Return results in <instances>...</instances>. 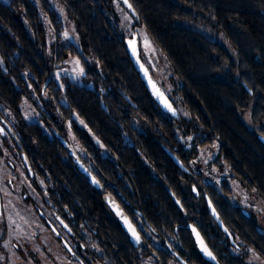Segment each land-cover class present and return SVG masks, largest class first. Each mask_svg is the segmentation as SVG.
<instances>
[{
	"label": "trees",
	"instance_id": "1",
	"mask_svg": "<svg viewBox=\"0 0 264 264\" xmlns=\"http://www.w3.org/2000/svg\"><path fill=\"white\" fill-rule=\"evenodd\" d=\"M57 1L75 24L80 48L61 46L65 28L51 0H0V101L20 121H25L24 100L33 102L46 127L60 134L63 124L69 129L72 122L81 145L96 155L94 142H88L87 129L91 130L110 152L108 158L97 155L100 164H140L139 189L167 195L155 199L156 209L168 199L167 190L151 189L146 177L154 172L166 179L164 186L184 198V211L174 202L171 205L173 232L177 226L195 224L210 246L216 244L213 251L219 264H246L250 249L264 261V233L252 213L230 201V184L224 181L215 187L204 182L203 187L237 248L208 213L204 198L194 195L192 180L164 149L190 164L200 147L218 141L219 156L212 166L229 168L232 181L250 193L256 188L264 201V147L256 136L264 134V0H130L141 18L139 24L134 20L135 28L147 29L173 73L182 77L176 96H183L181 105L193 115L189 119L181 115L180 120L160 108L139 76L111 0ZM45 19L55 37L51 53ZM70 58H80L86 68L82 85L54 77ZM38 98L46 111L35 101ZM75 115L88 127L75 121ZM27 129L28 155L46 163L39 170L48 179L53 205L68 219L76 188L75 208L84 219L85 179L72 164H57L70 159L56 138L44 134L43 126L27 125ZM188 136L194 137L191 147L183 142ZM179 230L195 248L191 233Z\"/></svg>",
	"mask_w": 264,
	"mask_h": 264
},
{
	"label": "flooded vegetation",
	"instance_id": "2",
	"mask_svg": "<svg viewBox=\"0 0 264 264\" xmlns=\"http://www.w3.org/2000/svg\"><path fill=\"white\" fill-rule=\"evenodd\" d=\"M45 100L50 105L49 99ZM29 102L37 111L36 118L29 120L26 115H23L25 119V121L22 120L23 122L13 115L5 103L0 102V128L4 130L0 134V162L2 163L0 164V213H2L0 216V257H2L0 264H95V261L105 256L115 264H210L199 251L189 228L193 225L198 229L195 224L190 222L177 226L173 232L171 205L174 202L180 210L184 211V198L177 197L168 185L164 186L166 179L157 177L154 172L146 177L151 189H156L159 193L167 190L168 199H165L163 203L159 202L156 209L155 199L162 198V196L167 197V195L153 191L144 193L139 189L140 164H100L96 160L97 155L102 159L103 157L108 158L110 152L102 140L89 129H87L88 142L90 144L94 142L97 155L84 156L77 149L75 142L79 146L81 143L72 129L66 128L63 124L64 130L61 135L75 148L83 164L103 187V192L97 191L82 175L69 155L70 160L58 162L57 164H72L88 186L85 198V218L81 220L82 214H78L75 208L78 194L76 188L73 187L75 190H72L68 204L71 207L70 215L68 219H65V215H61L53 205L48 179L39 170L40 166L46 163L38 162L28 155V144L31 139L28 137L27 125H41L44 128V134H47L49 139L56 138L61 144L62 142L56 137V131L47 128L41 120L36 105ZM29 102L25 101L22 105L24 104L25 107ZM37 102L41 103L40 99H37ZM41 105L42 111H46L44 108L46 104L41 103ZM97 139L100 143L96 142ZM184 165L189 172H184L176 166L189 176V179L187 177L185 179L192 180V187L196 189L193 191L194 195L197 198H204L208 213L211 215L209 200L215 210L216 207L204 191L203 185L205 182L216 187V184L205 180L202 173L195 168V164ZM145 166L150 167L149 164ZM174 196L183 208L178 206ZM106 197L113 199L128 217L140 233V244L142 245H136L130 239L119 218L107 204ZM148 205L153 208L147 209ZM201 206H203L202 203ZM203 210L201 209L202 212ZM32 214L38 216L43 224V228L35 227L34 234L29 233L27 225V220ZM211 217L217 223L212 215ZM179 228H184L185 231L191 233L195 248L189 246L187 235L183 234ZM198 231L216 256L213 251L216 244L213 243L210 246L202 232L199 229ZM89 233H92L91 239L104 249L103 253H98L86 245ZM49 235L54 239L53 243L46 240ZM55 244L56 247L53 249L58 251L54 252L56 256H44V253H50L51 246ZM234 247L237 248V246ZM211 264L216 263L211 262Z\"/></svg>",
	"mask_w": 264,
	"mask_h": 264
},
{
	"label": "rangeland",
	"instance_id": "3",
	"mask_svg": "<svg viewBox=\"0 0 264 264\" xmlns=\"http://www.w3.org/2000/svg\"><path fill=\"white\" fill-rule=\"evenodd\" d=\"M4 1H7V0H4ZM51 2H52L53 7L56 9L59 18L63 22L65 30H67L70 33V35H72L73 37L79 38L75 24L72 21V19L68 16L65 8L57 0H51ZM111 4L113 7V13L115 15V18L118 20V22L121 26V30H122L123 35L126 37V39L132 38L133 35L129 34L128 28H131L132 32L136 33L137 30L140 29V27L137 29L135 28V26H134L135 21L133 18L131 19V21L124 19L125 13H127L129 16H131V15L127 12V10L123 7V5L118 0H111ZM121 10H123V15H122ZM45 23L47 25L46 30H47V36H48V38H47L48 52L51 53L52 47L55 44V37H54V33H53L51 26H50L47 19H45ZM145 33L148 35L149 39L152 41L154 48L156 49L157 46L154 44V42L151 39L148 32H145ZM60 44H61V46H67L69 44H74L79 48L81 47L80 39L78 41L76 39H73L71 41H66L64 39V37H62ZM142 58H143L145 64L150 69V71L153 73V76L156 79V81L158 82V84L162 87V89L166 92V94L176 103V106L178 107V111L183 116V118L189 119L188 116L183 115L180 111V109H182L183 106L181 105L180 101H178L176 99L177 98L176 90L180 86V83L179 82L177 83L175 76L171 74V73H173V71L171 69L170 64L168 66H165L164 58L159 55L157 50L153 54V53L147 52L145 49L142 48ZM75 59L76 58H70L66 62V65L63 68L55 70L54 77H55V73L60 72L61 78H68L72 82H74L78 85H82L83 84V77H81L80 79H72V68H73L72 62ZM158 68L162 69L163 75H167L168 82H170L172 84V91L171 92L166 90L164 80L157 78V75H158L157 69ZM55 79H56V77H55ZM25 101L29 102V100H24V102ZM36 101H37V99H36ZM33 109L35 110V112L33 111ZM21 110L23 112V115H26L29 120L36 118L37 111L33 107V104H31L30 102L27 103L25 105V107H24V104L21 105ZM191 137L194 138L193 136H191ZM192 140L187 141V139H183V142L187 147H189L188 145L189 144L191 145ZM75 144H76V146H78L77 149L80 150L84 156L87 155V157H89V156L94 155L92 153V151L89 153L88 149L86 147L84 148L83 145L79 146V144L77 142H75ZM213 144L218 145V148L212 147ZM213 144L208 145V146H204V147H200L197 157L195 159H193L190 162V164H195V168L198 169V171L202 173L205 180H209L212 183H215L217 187H219L221 185V183H223L224 181H227L230 184L232 191H233V194L230 198V201L234 205H236L238 207H242L244 209V211H247V213L248 212L252 213L254 215L255 220L257 221V223L260 227V230L264 233V214H259L256 210L257 207L264 206V205L260 204V202L262 200L260 199V197L256 193H254V192L250 193V192L246 191L238 181H235V184H234L233 181L231 180V177H230L229 168H227L226 166H223V167H219L217 165H216V167L212 166V164H215V162L219 156V142L214 141ZM96 155H97V153H96ZM210 156H211V158H209ZM193 161H195V163H193ZM205 161H207V163H205ZM0 164H2V163L0 162ZM217 181H219V183H217ZM245 194H247L249 197L247 202H245V200H244ZM27 225L29 226V230H30L29 233L30 234L35 233V231H36L35 227L43 228V224H42L40 218L38 216H34L33 214H32V216H30L28 218ZM39 231H41V230H39ZM45 235H47V234H45ZM50 237L51 236L49 235L46 240H48L49 243H53L54 239L50 238ZM54 247H56V244L51 246L50 253H48V254L44 253V256H50V255L56 256V254H54V252H58V251L54 250L53 249ZM248 252L250 255H249L248 259L246 260V264H249L250 261H251V264H264V261L261 258L259 260L254 258L253 251L249 250ZM233 253L238 254V252L235 249L233 250ZM256 256H259V255L256 254ZM46 261L51 262L49 260H46Z\"/></svg>",
	"mask_w": 264,
	"mask_h": 264
},
{
	"label": "snow or ice",
	"instance_id": "4",
	"mask_svg": "<svg viewBox=\"0 0 264 264\" xmlns=\"http://www.w3.org/2000/svg\"><path fill=\"white\" fill-rule=\"evenodd\" d=\"M123 3L127 6L128 9L133 10V14H134L133 4L130 3V0H123ZM132 18L133 17L129 16L127 13L124 14L125 20L131 21ZM138 18H139L138 16H135V19H138ZM136 35H138V39L134 38V39H130L127 41L128 47L131 51V54L136 59V63L139 66V68L141 69V71L143 72V75L148 78V83L152 87L153 95L161 102L163 107L168 112H170L173 116H176L177 115L176 110L172 107V105L170 103H168L167 99L164 96V93L158 87H156V85L154 84L152 79L149 77L148 69L145 67V64L141 62V55H140V50H139L141 47L143 49H145L147 52L153 53V54L155 53L156 49L154 48L152 41L149 39L148 35L145 32H140ZM63 37L66 41H71L73 39H76L77 41L79 40L78 37H73L72 35H70V33L67 30H65L63 32ZM72 63H73L72 79H80L81 77H85L87 75L86 68L84 66H82V62H81L80 58H76ZM2 67H3V61H0V68H2ZM55 77L57 80H59L61 78V73L60 72L55 73ZM60 87L63 88L64 85L61 84ZM75 121H78L85 128L88 127L87 124H85V122L82 119H80L79 115H75ZM71 123L72 122L69 123V128H71ZM3 131L4 130L2 128H0V134H2ZM192 139H193L192 137H188L187 141H191ZM96 142L100 143V141L98 139ZM188 146L191 147L190 144ZM212 147L218 148V145L213 144ZM209 158H211V156ZM193 163H195V161H193ZM205 163H207V161H205ZM180 166H181V168L184 167L182 163ZM85 171H87V169H85ZM91 182H92V184L97 185V186L99 184L98 180L95 177H92ZM41 183H43V181H41ZM217 183H219V181H217ZM233 183L235 184V181H233ZM193 191H196V189L194 188ZM252 191L255 193V192H257V189L253 188ZM248 199H249L248 195L245 194V196H244L245 202H247ZM177 203L179 204V201H177ZM260 204L264 205V201H261ZM209 207L212 211V215L216 217L217 222L222 224V221H220V218H219L218 214L216 213L215 208L212 207L211 201H209ZM113 208L116 209V215L122 221L127 232L130 234L133 242L135 244L139 245L141 243L140 233L137 231V229L135 227H133V225L129 221L128 217L125 216L121 211L118 210V208L114 202H113ZM256 210L259 214H264V206H259V207H257ZM0 216H2V213H0ZM9 220H11L10 217H9ZM12 223H14V221H12ZM61 223H63V221H61ZM65 227H67V225H65ZM141 231H143V229H141ZM224 231L228 232V229L224 228ZM192 232L195 234L197 242L200 244V250L203 253L204 257L207 258V260L210 262V264H211V262H215L216 256L212 253V251L209 250V248L207 246H205L203 244V241L200 238L199 232H197V230L195 228H192ZM250 251H253V256L255 259H257V260L260 259L259 256H256L254 250L250 249ZM0 259H2V257H0ZM249 264H251V261L249 262Z\"/></svg>",
	"mask_w": 264,
	"mask_h": 264
},
{
	"label": "water",
	"instance_id": "5",
	"mask_svg": "<svg viewBox=\"0 0 264 264\" xmlns=\"http://www.w3.org/2000/svg\"><path fill=\"white\" fill-rule=\"evenodd\" d=\"M118 1L123 5V7L127 10V12L131 15V17H133V19L136 21V23L139 24V23H140V20L135 19V16H138V14H137L136 10L134 9V7H133V9H134V14H133V10L128 9L127 6L123 3V0H118ZM130 3H131V2H130ZM134 38L138 39V35H133L132 38H130V39H134ZM130 39H126V48H127L128 54H129V56H130V59H131L133 65H134L135 69L137 70L139 76H140L141 79L143 80L145 86H146L147 89L149 90V92H150V94L152 95V97L154 98V100H155V101L157 102V104L160 106V108H161V109H162V110H163L168 116H170L171 118H174V119H176V120H180V119H181V114H180V112L178 111V109L176 108V106L173 104L172 100L169 98V96L166 94V92H165V91L162 89V87L158 84V82H157L156 79L154 78L153 74L151 73L150 69H149L148 66L145 64V62H144V60H143V58H142V47H141V48L139 49V50H140V55H141V62L145 64V67L148 69L149 77L152 79V81L154 82V84L156 85V87H158V88L164 93L165 98L167 99L168 103H170V104L172 105V107L176 110L177 115H176V116H173L170 112H168V111L163 107V105L161 104V102H160V101H159V100L153 95L152 87H151V86L149 85V83H148V78L145 77V76L143 75V72L141 71V69H140L139 66L137 65V63H136V59L132 56L131 51H130V49H129V47H128L127 41L130 40ZM50 80H51V78H49V79L47 80L46 84H45L44 87H43V91H45V89H46L47 85L49 84ZM251 93H252V92H251ZM5 124H6V123H5ZM6 126L9 128V126H8L7 124H6ZM9 129H10V128H9ZM55 135H56V137L62 142V144H63V146H64L66 152L68 153V155L70 156V158L76 163L77 168L80 170V172L82 173V175H83V176H84V177H85V178H86V179L92 184L91 179H92L93 175H92V174H89L90 171H89V170L86 168V166L83 164V162H82V160L80 159V157H79L78 153L76 152L75 148H74L72 145H70V144L68 143V141L65 140L64 138L61 139V136H60V135H57V132H55ZM256 136H257L259 142H260V143L263 145V147H264V134H261V133L257 132V133H256ZM164 149H165V151L167 152V154L171 157V159L174 161V163H175V164H176V165H177L182 171H184V172H189V170L185 167L184 163H183V162H182V161H181L176 155H174V153H173L171 150H169L168 148H165V147H164ZM181 163H182L183 166H184L183 168H181V166H180ZM85 169H87V171H85ZM30 172H31V169H30ZM92 185H93V187H94L97 191L103 192V187H102L101 184H100L101 186H97V185H94V184H92ZM174 199L176 200V202L178 201V200L176 199L175 196H174ZM208 200H209V199H208ZM209 201H210V200H209ZM106 202H107V204L110 206V208L114 211L115 214H116V209L113 208V202H114L115 205L117 206L118 210L121 211V212L123 213V211L120 209V207L116 204V202H115L113 199H110V198H107V197H106ZM177 204H178V203H177ZM178 206H180L181 208H183L182 205H181V203H180V201H179ZM212 207H213V205H212ZM210 212H211V215H212V211H211V209H210ZM216 213L218 214V216H219V218H220V221H222V224L218 223L217 220H216V217L212 215V216L214 217V219L216 220L217 224H218L219 227L223 230V232H224V233L230 238V240H231L233 246H237V245H236V242H235V239H234L233 235L230 233V231H229V230H228V232H225V231H224V228H227V227L224 225V222H223L222 218L220 217L219 213L217 212V210H216ZM123 214H124V213H123ZM124 215H125V214H124ZM116 216H117V215H116ZM125 216H126V215H125ZM117 217H118V216H117ZM118 218H119V217H118ZM119 220H120V218H119ZM129 221H130V220H129ZM120 222H121L123 228L126 230V228H125V226L123 225V223H122L121 220H120ZM133 227H134V226H133ZM189 228L191 229V231H192V228H195V229L197 230V232H199L198 229H197L195 226H193V225H190ZM227 229H228V228H227ZM126 232H127V230H126ZM127 233H128V232H127ZM192 233H193V232H192ZM128 235H129L130 239L132 240V238H131V236H130L129 233H128ZM199 235H200L201 240L203 241V244H204L205 246L208 247V245L206 244V242H205V240L203 239V237H202V235H201L200 232H199ZM193 236H194V239H195L196 244H197V246H198V249H199V251L201 252V250H200V244L197 242V239H196V236H195L194 233H193ZM132 241H133V240H132ZM136 245H137V244H136ZM139 245H142V244H139ZM208 248H209V247H208ZM209 250H210V249H209ZM210 251H211V250H210ZM201 254L203 255L202 252H201ZM203 257H204V255H203ZM204 258L207 260L206 257H204ZM214 263L219 264L217 259H216V261H215Z\"/></svg>",
	"mask_w": 264,
	"mask_h": 264
},
{
	"label": "clouds",
	"instance_id": "6",
	"mask_svg": "<svg viewBox=\"0 0 264 264\" xmlns=\"http://www.w3.org/2000/svg\"><path fill=\"white\" fill-rule=\"evenodd\" d=\"M121 12H122V15H123V11L122 10H121ZM140 19L141 18L139 17L138 20H140ZM141 24H143V21L142 20H141ZM128 32H129L130 35H136V34H138L140 32H147V29L145 27H141L140 29L137 30L136 33H133L132 30H131V28H128ZM156 50L158 51L159 55L164 58L165 66H168L170 64V62H168V58H167L166 54L159 48V45H157ZM127 71L128 72H131V68H129ZM157 73H158L157 78L158 79H163L164 80V83H165V86H166V90L169 91V92H171L172 91V84L170 82H168L167 75H163V72H162V69L161 68H158L157 69ZM171 74L175 76V79H176L177 83L182 79V77L176 75L175 73H171ZM101 90L103 91L104 89L102 88ZM124 98L126 100H129V102H131L130 101V94L127 91H124ZM176 99L178 101H181L182 102L183 101V96L182 95H178ZM69 107L71 108V104H69ZM33 111L35 112L34 109H33ZM57 111L59 113V109H57ZM180 111H181V113L183 115L188 116V117H191L193 115L186 108H182V109H180ZM59 114L61 116H63V113H59ZM57 135H60L61 136V139L63 138V136L60 133H57ZM188 137H191V136H188ZM89 174H91V173L89 172ZM98 182H99L98 186H101L99 180H98ZM91 237H92V233H89V239H88V241L85 242L86 245L88 247H91V248L95 249V251L98 252V253H103L104 252V249H102L99 246L98 243H96L95 241H93L91 239ZM37 251H38V249H37ZM77 261H79V257H77ZM95 264H115V262L114 261H111L109 257L105 256L102 259H100L98 261H95Z\"/></svg>",
	"mask_w": 264,
	"mask_h": 264
}]
</instances>
